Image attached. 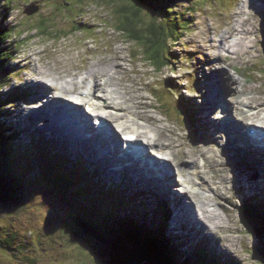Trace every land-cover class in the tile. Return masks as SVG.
<instances>
[{"label":"rangeland","instance_id":"374dc122","mask_svg":"<svg viewBox=\"0 0 264 264\" xmlns=\"http://www.w3.org/2000/svg\"><path fill=\"white\" fill-rule=\"evenodd\" d=\"M5 1L6 0L1 2L0 20L5 25L13 26L14 32L10 36H8L6 39V42H4L8 44L7 50H4V52L11 50L14 53L11 54L12 57L9 60L13 69L8 73L9 75L7 76V80L5 82L7 84L3 92L9 93L13 90L16 91L18 89H15V88L20 87L19 90L23 92L24 98L22 101H19L15 104H11V106L7 102H5V100H2V102H0V109L4 111L3 113L4 115H2L1 117L5 118L4 116L6 115L10 122H12L14 125H19V127L21 128V136H16V137L13 136L14 138H11V142H9V140H6L5 141L6 144L4 143L5 144L4 146L5 148L9 150L10 149L12 150V148H14L15 146L22 147L23 149L27 151V154L28 153L29 154L27 155L25 152L24 154L27 155L26 159L24 160L20 158L21 163L17 162V165L19 167L15 166L16 168L12 169V171L15 169L17 170V168L19 169L15 171L20 173L18 177V182H20V184L23 185L26 189V193H27L26 201L23 204L19 205V207L21 208V211H19L16 207H12V206L4 207V210L8 213L7 215H5V220L7 221V223L1 231L2 232L1 236L6 235L7 238L9 237L12 238L14 242H16L18 239L25 241L24 246H17L15 249H13L12 246L8 244V247H10V251H8L6 248H3L2 250H0V258L2 259V262L0 260V264H9L8 258H13L12 259V261H14L13 264H36L33 262H36L38 258L37 254L39 251L36 250L35 248L33 249V246H32L33 242H36L37 244H39L40 250H44V253L40 255L41 262L43 264L45 263L51 264V262L56 263L54 261H51V259H62L63 261H65L68 256L70 257L69 260L71 263L97 264L95 261H93V259L90 260L88 258L85 250L79 247L73 248V246H71L70 244V241L68 242L67 239H64L63 237H61L62 235L56 231L57 228L56 230L53 229L54 221H57V220L59 221L61 217L63 218V220H66V221H63V220L60 221L59 224H55V227L59 225V227L65 230L66 233H68V230H69V233H72L74 228H77V225L74 224L72 221H70V217L72 216V214H74V212L75 213L77 212V209H76L77 204L73 201L71 203H67V202L60 203L58 200L50 198L48 195H46L44 201L41 202L40 198H38V193L41 194L40 193L41 191L43 194V191L40 189V187L38 188L37 186H42V185L45 186L46 184L48 188H52V185L47 184L45 182H38L40 179H35V181H32L29 178L30 176H33L36 173H34L33 170L27 165L28 162L30 164L35 165L37 168L44 167L46 162L42 159L40 154H36V152L41 153V155H43V152H48L51 148V145L48 140L53 138L51 134L52 129L51 127H49V125L44 124L45 126L44 128L40 127L36 125L37 122L35 121V119L37 118V116H33L32 114L26 115L20 112V109H23V108L34 109L36 107V106L34 107V105H36L35 101H37L38 99L33 98V93L36 90V86L32 84L30 80H26V78H35L34 65L36 66L41 65V67L43 68L50 69L51 72L57 71L58 63L56 60L61 61L63 64L67 66L69 65V63H71V65L75 67L82 65L81 66L82 68L81 67L72 68L73 72L80 70L79 72L81 73V76H82V75H85L86 67L89 61L85 59L87 55V51L89 49H92L93 51V53H90V54H92V58L95 62L99 60L100 58L105 57L106 55H109V50L112 48H115L117 50L124 49L123 50L124 52L122 53L124 60H122V63L125 69L127 70H132L134 68L137 69V72L132 73V74L134 76H137L139 83H141L142 87L146 89L147 95L152 97L151 94L153 92V95H154L153 97H155L157 101H153V100L151 101H153L155 104L159 103V106L157 107V109H159L158 110V113L160 115L159 117L163 119L164 123L171 124L176 129L177 134L179 135V138H176L178 141L177 145L187 143L185 145H189V146L194 142L190 139L188 129H186L185 127L186 122L182 121V116L177 115L176 110H173V102H177L178 105H181L180 101L178 100L176 96L173 95L171 97L170 95H168V90L169 89L177 90L181 86V89L187 98H193V99L195 98L192 101L193 104L196 105L197 103H199L197 105L199 106L198 115L202 117L200 119V122H198L196 118L190 115H189V119L188 118L187 119L194 126L196 133L198 135H201L199 131L203 129L205 125L211 128V124L206 123V121L203 119V117H210L207 114L209 107L208 105H206V101L208 102L209 100H211L209 97V94L207 93V90H205L204 92V87H205V84L207 83L209 87L211 88L210 82L214 81V78L212 76H216V75L221 76V72H222L221 68L215 66L212 69L210 65H212L215 62V60L209 59V65H208L207 60H206L207 54L200 53V52L199 53L197 52V54L193 56L191 60L190 68L188 70H186L184 65L180 67L179 64L174 65L173 62L171 64L170 60H172V58L170 56L167 57L169 60V62L167 61L168 65L161 69L162 71L161 73L159 71H154L153 67L147 61L144 62L142 60V56L140 55V50L143 44L141 40H145L144 38L145 33L143 31V27L145 26L146 23H149L151 21L150 17H148L150 16L151 13H156L157 10L160 11V13H162L159 7H164L165 5L167 6V4H164L163 2L164 0H150L151 9L149 10V13H148L147 8L144 9L143 12L141 13V15H143L144 13L145 14L148 13L149 15L148 16L145 15L144 17H142L140 20H137V21L134 19L129 24L125 22V24H127L126 25L127 29L125 30V32H122L118 26L119 17H114L115 15L114 11L112 12L111 10L114 6L120 7L123 4H126L125 0H115L113 4H112L113 2L112 0H83V1L82 0H66L67 2H65V5L62 4V0H31V1L14 0V2H10L9 4H6ZM243 2L244 0H171V4L169 5H171L172 7V11H173L172 13L177 15V18L175 21L178 22L182 26V23H181L182 17H188L190 21L192 22L190 25L191 31L187 34L184 33L183 34L184 36L182 39L179 37V33L176 32L175 34L176 37L179 38L180 40V42L176 44L178 51L182 52L183 54L186 53L184 43H187L188 45H190V47L197 49V50H199L200 44L209 45L210 43L206 42V39L208 41L210 40V38L213 39V37H216V34H222V31L226 29L225 25L228 19H230V23L233 24L235 17L243 16L242 15ZM29 3L37 4L39 6V10H38L39 14L36 13L34 15L29 16V15H26L25 12H23V10H26L25 6L30 5ZM245 7L249 9L246 12L247 14H245L243 17H250L249 21L252 23L253 26L259 29L260 16L258 15V13H261V11L264 10V0H246ZM188 9L190 13L187 12ZM37 14L39 15V17H36L38 16ZM162 15H163L162 21L169 20L170 17H165L164 14ZM5 17L7 19L6 23H5V20H6ZM201 21L202 22L204 21L203 25L201 24ZM209 25H212L214 27L212 32L207 30ZM79 27L81 29H78ZM167 28L170 31H173L175 29V26L171 25V26H167ZM44 29H50V30L42 32V30ZM213 32L216 34L212 36ZM132 36H139L140 40H133ZM258 38L261 39L260 36H258ZM193 40H196V41L194 42ZM214 44L216 45V43ZM129 49L133 50L132 55L130 54L131 50ZM39 51H43L44 53L45 52L47 53V56H45L43 59L44 63L38 61V54L36 53ZM180 52L179 54L181 55ZM209 52L212 54H215L218 51L217 49L210 48ZM258 52H259V57H258L259 64L258 65H259V68L262 69L264 68V59H263L262 47L260 43H259ZM31 54L33 55L31 56ZM199 54L201 56L199 58H196ZM25 57L27 58L30 65L34 64L33 67H30V68L28 67V65L26 64L27 60L24 59ZM193 60H196V63H194ZM90 63H92L91 60L89 64ZM192 67H194V70H191ZM196 70H198V77L199 78L204 77V78L202 82L200 83L199 90L191 91L189 86L191 85V78H192L193 72ZM240 70L244 72L242 68ZM215 71H218V72L213 73ZM228 71L231 75H233L234 77H239L240 80L244 82V79L238 73L233 71L231 67L228 69ZM209 74H211L212 76ZM187 76L189 77V80H190L189 82H187V79H186ZM222 78L225 79V76H222ZM80 81H81V77L78 78V82ZM78 82L75 85L76 88L81 87ZM171 84H172V87L169 88ZM252 84L256 85L255 83H252ZM10 85H12L11 88L8 87ZM110 85L111 84H107L104 87L108 88ZM259 85H264L263 81H261ZM31 86L33 87V90H31ZM117 88H120L123 92L128 94V91L126 88L124 87L122 88L121 86ZM131 88H133V85ZM250 90L251 91L257 90V94L255 92L253 93L245 92L244 96H246L247 99H245L242 96L245 102L249 101V102H252L253 105H256V102L264 101V88L263 87H259L258 85H256V87L253 86ZM182 91H181V94H182ZM129 93L132 94V92H129ZM167 95L168 97L166 98ZM224 96L227 97L226 94ZM161 102L167 103L168 106L165 105L164 109L160 108ZM44 104L47 105L46 102ZM174 106L175 108H178L176 105ZM42 107L43 106L40 105L39 108H42ZM42 115H44V113ZM24 117H25V120H28L32 124L33 126L32 130L25 129V126L21 125L20 122H23V121H20V120H23ZM0 120L2 119L0 118ZM60 121H63V120L60 119ZM215 124H216L215 125V130H216L218 128V125L216 122ZM60 125H61V130L66 132L67 130L65 129V126L62 124ZM15 132L16 131H13V133ZM77 133L78 132H76L75 136H77ZM196 133L194 135V139H197L198 143L206 142L204 139L199 137ZM216 133L217 135H219L218 131ZM56 136H57L56 140L58 141V144H60L61 146H66L67 150L70 149V151L73 154L76 152L75 150L71 149L68 146L67 142H63L60 138H58V137H63V136H60L58 134H56ZM212 136L215 137L214 135ZM220 136L223 139H226L222 135ZM80 138L82 139L83 135H81ZM235 151H236L235 149L230 148L229 151L224 152L223 154L222 153L220 154V157L218 158L217 166H216V168L219 170V173H214L216 177V181H218V179H221V180L223 179V182H224L225 178L228 177L225 180V183L227 182L226 184L231 190H228L226 192L227 197H225V199H222V197L225 196V193H223L222 191L223 188H221L219 189V193H218V195L221 198L216 197L213 194L211 195L209 194V195H206L207 197L205 196V200L211 199L213 203L219 202L222 205L223 211L226 210V213L227 212L230 213L234 211V215H233L234 219L238 220L237 211L239 212L238 206L240 204V200L237 197H235V191L232 185V179L234 177L232 173H235V168L233 166V163L236 164L237 168H241L242 165L243 166L245 165L244 162H246V159L247 160L249 159L250 153L247 152L248 153V154L246 153L247 155H244L241 153L236 154ZM18 152L19 154H23L22 150H19ZM61 154L62 155H60L58 158H54V157L47 158L46 159L47 164L64 163L65 162L64 159L67 158L68 154L65 152H62ZM250 158L253 159L252 157ZM89 162H92V159H90ZM207 167L208 166H206V168ZM245 169L248 171V173H245L246 180H249L250 178L256 175V173H254L251 170L252 168L248 169L245 167ZM11 174L13 175L14 173H11ZM91 174L93 175V173ZM201 174H202L201 176H204L203 173ZM16 175L18 174L16 173ZM16 175L13 176L15 177V180H16ZM208 176L210 177V174H208ZM120 177L121 176H118L116 179L119 180ZM96 180L97 178L95 177V181ZM8 181L9 180H5L4 184H0V189L5 190L4 193H7V190L10 191V194L8 192L7 196H2V198H4L10 204L11 199L15 196L13 194H18V192H20L21 189H17L18 187H13L12 189H10L9 184L6 183ZM89 181L92 183V186L97 191L98 184L100 183L98 181L93 182V179H90V177H89ZM109 182L113 183V180L106 181L105 184ZM209 183H210V179H209ZM217 183L220 184L221 182L218 181ZM179 185L180 184L178 180L175 183H173V187L175 188L174 192L177 193V195L181 197L182 195H180L179 193H182V191L180 190L181 187ZM210 185L214 186L211 183ZM211 186L210 188L212 189ZM36 187L38 188V192L35 189ZM112 187L118 188L115 185H110V188ZM68 190H69V194L71 192V196H72L73 195L72 189L69 188ZM134 190L135 188H130L128 193L133 192ZM150 194H151L150 191H145L143 202L140 205L132 204L134 206L130 205V207H128V205L131 204V198L128 197V194L126 192H121L119 196L121 198L126 199V201L128 202L127 207L130 209L133 207L132 208L133 211L135 212L138 211L140 213L141 212L148 213V211L152 209L153 205L154 204L156 205L158 203V201L151 202ZM107 195L110 196V199H114L112 197L113 194L111 192L107 193ZM166 196L169 201V197L167 194ZM180 199H182L185 202L186 206H187L186 201H185L186 199H188L189 200L188 203L191 204L190 195H187V197L183 196V198H180ZM33 200H34V204H33L31 215L34 216L32 218H36V220L39 222L40 227L43 229V235H44L43 243L41 241L42 237L38 233L39 225L34 219L30 218L31 209L29 205L32 204ZM135 200H136L135 201L136 203H140L141 201V200H138V198ZM193 200L195 202H198V199L196 197H193ZM180 204H181V201H177L176 203V205L178 206L177 209L183 210L185 212V215H184L185 219L189 223H191L193 226L198 224L191 217L190 212L186 211L185 208L179 207ZM46 206H50L55 211L56 214L52 212L51 210H47ZM81 206L82 207L84 206L83 201L81 202ZM94 206L96 207V211L101 212V215L94 214V216H92L90 214L88 216L89 217L88 221H90L94 229L100 230L102 234H103L105 225L106 226L108 225L109 227H112V228L114 227L119 228L120 227L118 225L119 222L123 223V221L126 219L125 214H121L120 215L121 217L119 216L117 218L113 216L109 217L110 211H118V209L110 207L108 203H105V205L103 206L99 204L98 201H95ZM139 206H140V210H139ZM232 206L233 208H235V210L231 208ZM228 207H230L232 211L228 210L227 209ZM79 210H80L79 213L77 212L76 216L74 217V220L76 221H79L78 218L76 217L84 215L83 208ZM170 210L172 213V217H171L172 220L168 227L169 228L168 233H170V235L173 238H181L180 236L182 232V235L189 236L187 237L188 238L187 240L190 243H192V241L194 240H198L199 238L197 237L194 238L195 235H199L198 231L191 230V233H185L183 231L182 225L177 224V223H174V225L172 224L174 220V214H173L172 208H170ZM205 211H206V215L208 217H211L212 209L209 210L208 208H206ZM1 213L4 214V211H1ZM192 213H194V210ZM57 214H60L61 217ZM222 216L225 217V215L223 214ZM184 217L182 216L183 219ZM141 220H145V219H141ZM175 221H176V216H175ZM187 221L186 223H188ZM0 224H1V221H0ZM192 225L190 226L191 228H192ZM29 229L34 230L35 233L37 234L35 235L33 234L32 237L31 235H27L26 232ZM218 229L219 230L223 229V231L227 233V236L225 232L222 233V231H218L217 234L215 235L218 238L217 243H213V239H210L207 237H206L207 241L204 240V244L206 246H210L214 249L215 260L218 262V264H227V263H222L226 261L225 256L227 254L228 255L226 257H230L234 261H237L235 257V254H237V255H240V259H243L245 264H262L260 261L257 260L258 253L256 251L254 252L251 250L252 248L251 243L255 244V242L252 241V238L256 241L257 239L252 237L251 234L249 236L248 235L249 232H247L246 235H247V238L250 240V242L246 238H243V240L241 239L237 240V238L229 237L231 244H234V247H235V250H232L231 248H229L231 247L229 242L225 241L223 245H220L219 242H221V239L227 240L226 237L231 236L235 230L232 228V226H230V224H225L222 227L219 226ZM58 230L64 234L63 230H61L60 228H58ZM248 230L250 231L249 228ZM208 231H210L209 226H208ZM72 234H73V237L76 236L74 233ZM50 239H51V242H49ZM119 239H121L122 242H125L127 246L130 247V244H128L129 238H126L123 236ZM188 241L182 242V245L184 246L183 248L185 250L187 248ZM260 241L262 240L260 239ZM260 241H257V242L261 243ZM110 242L112 243L113 240H111ZM227 243L229 244V246ZM0 244L3 246H6L7 241L1 237ZM49 244L50 246H48ZM225 244H227L228 248L231 249L232 251H229L224 246ZM214 245L218 247L220 250L218 251V249ZM27 248H28V251H25L27 250ZM89 249L92 250L91 247ZM223 250L226 251V254H224L223 256H219V252L221 253L225 252ZM12 251H14L15 253H11ZM14 258L16 259V261L14 260ZM100 259H103V256ZM218 260L221 262H219ZM228 261L230 260L228 259Z\"/></svg>","mask_w":264,"mask_h":264},{"label":"bare ground","instance_id":"6f19581e","mask_svg":"<svg viewBox=\"0 0 264 264\" xmlns=\"http://www.w3.org/2000/svg\"><path fill=\"white\" fill-rule=\"evenodd\" d=\"M245 5L246 0L243 2V16L247 14L246 12L249 9L245 7ZM23 12H25L26 15H29L26 10H23ZM243 16L235 17L233 24L230 23V19H228L225 25L226 29L222 31V34H216V37H213V39L208 41L206 39V42H209L210 44H200L199 50L184 43L186 53L183 54L178 51L176 44L173 46L172 40L169 43V55L172 58L174 65L179 64L180 67L184 65L186 70L190 68L191 60L197 52L207 54V56L204 55L206 56L208 65L209 59L215 60L210 67L212 69L215 66L221 68V75L225 76V79L216 75L213 77L214 81L210 82L211 88L207 83L205 84L204 88L210 91L212 95V97H210L211 100L208 102L206 101V105L213 108L218 103H222L221 105L224 107L225 115L222 124L219 123V127L222 126V131L229 132L234 138V148L238 153L246 154L248 151L244 150L243 145L239 143V136L247 137L248 133L241 131V124L244 123V125L248 126L255 132H264V101L256 102V105H253L252 102H245L242 98L243 96L247 99V97L244 96L245 92H255L257 94V90H250L253 86L256 87V85L251 83L253 78L247 74V71L250 68L257 67L258 50L256 46L257 42L261 41L258 36L264 38V30L262 29L261 21L260 27L257 29L249 21V17ZM184 18L185 17H182V21ZM201 24L203 25L204 21H201ZM170 25L178 26L176 32L179 33V37L182 39L184 36L183 24L181 26L178 22L171 21ZM213 28L212 25H209L207 30L212 32ZM78 29L81 28L79 27ZM174 38L179 39L176 35ZM193 41L195 42L196 40ZM214 43H216L217 46ZM209 47L211 49H217L218 52L215 54L210 53ZM5 49L7 50V47ZM123 50L124 49L117 50L112 48L109 50V55H106L95 62L92 58V54H90L93 53V51L92 49H89L85 57V59L89 61L85 75L82 76L79 72L80 70L73 72L72 69L79 68L82 65L75 67L69 63L67 66L61 61L56 60L58 63L57 71L51 72L50 69L43 68L41 65H30L26 58L28 56H26L24 59L27 60L26 64L28 67H33V65L35 67V78H26V80H30V82L36 86L33 98L38 100L35 101L36 105H34V107H36L34 109L23 108L20 109V112L26 115L32 114L33 116H37L35 119L37 122L36 125L40 127L44 128V124L49 125L52 129L51 134L53 136V138L50 139L51 142L56 141V134L63 136L58 138L63 142H67L68 146L76 151L74 153L76 155L75 159L78 163H81L80 168L82 172L86 174L93 173L97 178V181L100 183V186L104 187L106 181L113 180V183L109 182V184H116L115 186L118 188L112 187L109 191L113 194L112 197L115 200L109 199L105 202L108 203L110 207L118 209V211L109 212L111 217H119L121 214H124L125 209L128 208L124 207L128 205V202L119 196L121 192H125L126 189L129 188H135L132 192L133 196L134 198H139L141 201L137 204L136 202L132 203L131 200V204L140 205L143 202L145 191H150L151 202H161L162 199L163 205L166 207L167 216L164 223L166 222L165 228L167 231L169 230L168 227L172 220V213L170 210V208H172L174 214L173 225L174 223L182 225L185 233H191V230L198 232L202 231L204 233L208 230L209 226L210 231L208 235H210V237L208 235L206 236L207 238L212 239L213 235H216L218 231H222V233L225 232L223 229L219 230L218 227L229 224L230 220L228 217L232 215V212H227L228 217H223L217 210V206L222 207L219 202L213 203L211 199L205 200V196L209 194L220 197L218 193L221 188H223L222 191L225 193V196L222 197V199L227 197L226 192L228 187L224 184L225 182L223 183V179H218V181L221 182L218 184L214 174L219 173V170L216 168L217 152H224L223 150H227V144L219 142L220 140L216 137L219 135L213 130L215 127L210 129L205 126L199 131L201 135L196 134L206 142L198 143L197 139H194L189 135L194 143L190 146L185 145L187 143L177 145L178 141L176 138H179V135L171 124L164 123L163 119L159 117V109H157L159 103L155 104L153 102L157 101V99L153 97V92L151 94L152 97L147 95L146 89L142 87L141 83H139L137 76L132 74L137 72L136 68L132 70L125 69L122 63V60H124L122 55L124 52ZM13 53L14 52H10V54ZM36 54H38V61L40 62H43L44 57L47 56V53H44L43 51H39ZM32 55L33 54H31V56ZM149 55L151 54H146L145 59L153 67L154 71H159L161 73V69L164 68V65L155 61V58H150ZM200 56L201 55L199 54L196 58H199ZM11 57L12 55L10 57L8 55H3L2 60L10 59ZM90 60L92 63L89 64ZM230 67L244 78V82H242L239 77H234L229 73L228 69ZM241 68L244 72L240 70ZM191 70H194V67H192ZM216 72L218 71L213 73ZM188 76L186 77L187 82L190 81ZM80 77L81 81L78 82V78ZM196 78L199 79V82L202 79L198 76ZM77 82L81 86L80 88L75 87ZM191 82L194 83L195 80L192 79ZM107 84L111 85L108 88H105L104 86ZM132 85L133 88H131ZM119 86L126 88L128 94L123 92L120 88H117ZM8 87L11 88L12 85ZM171 87L172 84L169 88ZM19 88L20 87H16L15 89ZM31 90H33L32 86ZM78 90H81L83 93L82 97L84 100L75 105L73 97H75V94H77L76 91ZM171 90L175 93L173 95L177 96L180 102L182 99L186 98L181 94L179 88L177 90ZM129 92H132V94ZM224 93H226L230 102L222 96ZM189 99L194 100L193 98ZM45 102L47 105L44 104ZM40 105L43 107L39 108ZM160 108L164 109L165 105L162 104ZM43 113L44 115H42ZM188 113H192V111L189 110ZM232 114H236L235 117L237 119H234ZM60 119L63 121H60ZM20 121H23L20 122L21 125H26L25 129H33L32 124L28 120H25V117ZM60 124L65 126V129L67 130L66 132L61 130ZM76 132H78L77 136H75ZM81 135H83L82 139L80 138ZM127 135H134L136 140L132 145L133 147H137L138 150L134 149L133 153L126 149L129 147L131 148L132 146L128 143L129 138ZM249 136H252V134ZM125 137L128 144H124V147L121 150V145L123 144ZM227 142L230 143L229 140H227ZM252 143L256 144L255 137L253 138ZM215 144H218L217 148H214ZM257 146L260 147V149L256 151L257 155L255 153L254 156H257L256 160H258L260 166L264 168V150H262L264 148V142L261 141V144ZM5 151L7 153L8 150H4V153L2 154H5ZM68 151H70V149ZM124 152L132 155V162H130L129 158H125ZM55 153H57V151H55ZM61 153L62 151L58 150V157L62 155ZM90 159H92V162H89ZM201 159L202 162L199 163L198 160ZM206 166L212 168L209 170H202V167ZM15 170H13L14 175H16V171L19 169L17 168V170ZM177 172L181 174L179 176V179L182 178L180 190L185 194L184 197H187V195L191 196V204L188 203V199L185 200L187 206L185 205V202L180 199L183 197H180L174 192L175 188L173 187V183L176 182ZM201 173H203L204 176H201ZM208 174H210V177ZM118 176H121L119 180L116 179ZM36 179H40V177ZM83 179L85 180V178ZM209 179L210 183L214 186L210 185ZM255 179L257 180V178ZM45 180L44 177L41 178V181ZM15 181V177L12 176V181L6 182L9 184L10 189L15 186ZM10 182H12L13 186L10 185ZM248 186L249 185L245 183L244 189H248ZM37 187L39 188V186ZM37 187L35 189L38 192ZM40 193L42 194L41 191ZM165 193L168 195L169 201ZM179 194L182 195V193ZM262 195L264 198V193ZM193 197H196L198 202H195ZM95 201H98V198H95ZM177 201H181L179 207L185 208L186 211L190 212L191 217L198 224L195 223L196 225L193 226L185 219V212L177 209ZM155 206L156 205L154 204V207ZM206 208L209 210L212 209L211 217L206 215ZM231 208L235 210L233 206ZM231 208L228 207L227 209L232 211ZM193 210L194 213L196 212L194 217L192 213ZM259 214L264 217L263 210H260ZM83 216H78L76 218H78L79 221H83L81 220ZM127 217L128 216L126 215V218ZM186 221L188 223H186ZM191 225L192 228L190 227ZM104 228L109 229V226L105 225ZM232 228L235 230L234 233L231 236L226 237V239L231 246L229 248L235 250L234 244H231L229 237L237 239L241 238L242 240L244 234L246 235V233L250 231L244 226L237 227L234 225ZM112 229H117V231L121 230L120 227H114ZM180 237L182 242H186L188 241L187 237L189 236L182 235L181 232ZM197 238L202 240L203 236L200 234ZM204 240L207 241L206 238H204ZM175 248L179 249L177 247ZM216 248L218 251L220 250L218 247ZM224 254H226V251L222 253L219 252V256H223ZM235 257L236 260H239L237 254H235ZM234 262L237 263V261ZM149 263H151V261H149ZM222 263H227V261Z\"/></svg>","mask_w":264,"mask_h":264},{"label":"clouds","instance_id":"9594fccd","mask_svg":"<svg viewBox=\"0 0 264 264\" xmlns=\"http://www.w3.org/2000/svg\"><path fill=\"white\" fill-rule=\"evenodd\" d=\"M2 1H4V0H2ZM125 1L127 3L128 0H125ZM5 2L7 3L8 0H6ZM9 2H14V0H10ZM0 7H1V3H0ZM27 7L29 8V6H27ZM120 8H121V6L120 7H115L114 14H116L117 16L119 15L117 10L120 9ZM144 9H146V7ZM148 13H149V10H148ZM0 14H1V9H0ZM175 18L176 17H170L168 21H165V20L162 21V17H158V20L155 22V25L158 26L159 24H162V26L165 27L169 22L175 21L176 20ZM5 19H6V17H5ZM150 19H151V17H150ZM124 20H125V17H119L118 18V26H119V28L121 29L122 32H125V30H126V29L123 28V21ZM189 21H190V19L188 17H185L183 19V21H181V23L183 24V31H184L185 34H187V33H189L191 31L190 30V25H191L192 22L191 21L189 22ZM260 21L262 23V29L264 30V17L263 18L260 17ZM6 22H7V19L5 20V23ZM188 22L190 23L189 25H188ZM0 24H2L3 26L9 27V28L11 27V26H8V25H5L4 23H2L1 20H0ZM221 26H223V25H221ZM47 30H50V29H44V30H42V32L43 31H47ZM75 30H77V29H75ZM13 32H14V28L12 30V33ZM214 34H216V33L213 32L212 36ZM10 35L11 34H8L6 37H3L0 34V60L3 58V55H8L10 52H12L11 50L4 52V50H6L5 48L8 45L7 43H4V42H6L7 37L10 36ZM132 39L136 40L135 36H132ZM210 40H211V38H210ZM179 42H180L179 39L174 38L173 46H174V44H177ZM259 43H260V45L262 47V53H263V59H264V38H261V41L257 42L256 48H257L258 51H259ZM143 52H144V48L142 46V48L140 50V55L142 56V60L144 62H146L147 61L145 59L146 54L143 53ZM132 54H133V50L131 49V55ZM163 54L165 56V59H162V61H163L164 67H166L168 65L167 61L169 62L167 57H169L170 55L167 54V53H164V52H163ZM258 57H259V52H258ZM258 57H257V63H256L257 67L248 69L247 74L253 78L251 80V83H255L259 87H263L264 88V85H259V83L261 81H263V83H264V68H262V69L259 68V65H258L259 64V59H258ZM9 60L8 61L7 60H1L2 62L6 63V65L9 68L7 73H9L13 69V67L10 64ZM170 61H171V64H172L173 61L172 60H170ZM193 61H194V63H196V60H193ZM233 71H235V70H233ZM258 74H259V76H258ZM209 75H211V74H209ZM197 76H198V70L194 71V73L192 75L191 80L195 79V82L194 83L191 82V85L189 86L191 91H198L200 83L202 82V80L204 78L203 77L201 79V81L199 82V79L196 78ZM212 77H215V76H212ZM219 77H222V75L219 76ZM5 87H6V85L4 86V88ZM3 90L4 89H0V102H2V100H5V102H7L10 106H11V104H15V103H17L19 101H22L23 98H24V94H21L22 91H20L19 89L16 90V91L13 90V91H11L9 93H5V92H3ZM179 90H180V92L182 91L181 90V86L179 87ZM205 90L206 89L204 88V92H205ZM76 92H77V94H75V97H73V99H74L73 102L75 103V105H77L79 102L84 100V98L82 97L83 93L81 92V90H78ZM207 93L209 94V97H212L210 91L207 90ZM173 94H175V93L171 89H169L168 90V95H170L172 97ZM225 94L226 93H224L222 96H224ZM168 95L166 96V98L168 97ZM182 95L184 97H186L185 94L183 93V91H182ZM224 98H226V100L228 102H230V100H228V96L227 97L224 96ZM182 100H183V103H182ZM182 100H181L180 104L181 105L184 104V106L187 108L186 112L189 111V110L192 111V113H187L186 116L188 118H189V115L193 116L194 118L197 119L198 122H200V119L202 117L197 116L198 112H199V106H197V105L199 103H197L195 105L192 102L193 100H190L187 97L185 99H182ZM162 104L168 106L167 103H163V102L160 103V106ZM221 104L222 103L220 102L215 107L210 108L209 111L213 110L214 114H216V115H214V114L213 115L216 116V118L212 117L210 119L211 122L206 120V123H210V124L212 123L210 129L215 127V125H216L215 122L217 123L218 128L216 130H215V128H213V130H215V132H217V131L219 132V136H216L218 138V140H220L219 142L227 144V150H223L224 152H227V151H229L230 148L231 149H235L234 148V138L231 136V134L229 132H223L222 128H221L222 126L219 127V123L222 124V121H223V118H224V115H225L224 107ZM174 105H176L177 107L179 105L177 104V102H173V110H176L177 115H179L178 111H177V109L175 108ZM194 107H195V109L193 111ZM3 113H4V111L2 109H0V118L2 120H5V126L9 127L8 129H9L10 133H13V131H16L14 133L15 137L16 136H21V128L19 127V125H14L12 122H10L6 115L4 116L5 118H2L1 116L4 115ZM233 118L237 119L235 117V115H233ZM213 121H214V123H213ZM0 122H1V120H0ZM185 127H186V129H188L189 135L194 138V135L196 133L195 128L191 127L187 122L185 124ZM240 129L243 132H247L248 136L247 137L246 136H244V137H240L239 136V143H241L243 145V149L247 150L248 153H250L249 156L252 157L254 160L249 157V159L248 160L246 159V162H244L245 165L244 166L242 165L241 168H237L236 164L233 163V166L235 168V173H232L234 175V177L232 179V185H233V189H234L236 195L238 196L237 198L240 200V204L238 206L240 212L237 211L238 220H235L234 216H232L234 214V211H232V215L230 217H228L229 220H230L229 224H230V226H234V225L237 226V227L244 226L245 228H247L246 225L243 222V221H247L248 225L251 226L254 230H256V231L258 229L264 230V217H262L259 214L260 210L264 211V198H263V195H262L264 193V168H262L260 166V164H259V161L256 160L257 156H254L256 151H258L260 149V147H258L257 145H260L261 141L264 142V132H262V133L255 132L254 130L250 129L248 126L244 125V123L241 124ZM251 134H252V136H249ZM220 135H222L226 139H223ZM130 136L134 137V135H130ZM254 137L256 138V144L252 143ZM227 140H229L230 143H228ZM48 141H49V143H51V148H50V150L48 152H43V155H41V153L36 152V154H40L42 159L46 162L45 166L37 168L35 165L29 164V162L27 164L33 170V172L36 173L33 176L29 177L32 181H35L36 178L40 177V180L38 182H45L47 184L52 185V188H48L46 186V184H45V186H43V185L39 186L40 189L43 191V194H39L38 193V198H40L41 202H43L45 197H46V195H48L50 198L56 199L60 203L61 202L71 203L73 201V202H75L77 204L76 209H77L78 213L80 211L79 209L83 208L84 215H88V216L90 214H92L93 216H94V214L101 215V212L100 211H96L95 208H94L95 198H98L99 204L104 206L105 202L107 201L106 197L104 198L105 193L108 192L111 189L110 185H112V184L108 183V184H105L104 187H103V186H100L97 183L98 184V190L96 191L95 188L92 186V183L89 181V177H90V179H93V182H97V180L95 181V177L92 174H86V173L82 172V170L80 168L81 163H78L76 161V159H75L76 155L73 154L72 152L68 151L66 146H61L60 144H58L57 140L55 142H51L50 139H49ZM56 142H57V144H56ZM124 144H128V143L126 141H123V144L121 145V150L124 147ZM217 147H218V144H215L214 148H217ZM126 149H127V151L132 149L131 153L134 152V149L138 150V148L137 147H133V145L131 146V148L129 147V148H126ZM7 150H8L7 153H10V150L9 149H7ZM12 150H14V151L17 150V154L20 156L19 157V163H21L20 162L21 159L25 160L26 156L29 154V153L27 154V151L25 149H23L22 147H18V146H15L14 148H12ZM19 150H22L23 154H19V152H18ZM58 150L67 153L68 154V156H67L68 159L65 158L64 159L65 160L64 163H50V164H47V161H46L47 158H53V157L54 158H58ZM262 150H264V148ZM55 151H57V153H55ZM25 152H26L27 155L24 154ZM224 152H217V157H216L217 161H218V158L220 157V154L221 153L223 154ZM236 152L238 153L237 150H236ZM241 154H243V153H241ZM247 154H244V155H247ZM0 155H2V151L0 152ZM256 155H257V153H256ZM131 156L132 155H130L128 153L127 154L125 153V158H129L130 162H132ZM201 161H202V159L198 160L199 163H201ZM2 164H4V163L1 160L0 161V167L2 166ZM245 167L249 168V169L252 168L251 170L254 173H256L255 178H257V180L254 177L250 178L249 180L245 179L246 178L245 177L246 176L245 173H248V171L245 169ZM211 168L212 167H207V168L206 167H202V170H209ZM52 171H54V172H52ZM9 173H10V170H6L4 172H3L2 169L0 170V184H4L5 180L11 181V178L9 179V177H8ZM17 174H18V176L16 175V180L18 181V177H19L20 173L17 172ZM35 175H37V176H35ZM12 176H14V174ZM178 176H177V178H178V182H179V177ZM43 177L46 179L45 181H41V178H43ZM83 178H85V180H83ZM177 178H176V181H177ZM227 178L228 177H226L225 180ZM225 180H224V182H225ZM226 183H224V184L227 186ZM245 183L247 185H249L248 189H244V184ZM19 184H20V182H15V184H14L15 186H13V184H12V186L13 187H18L17 189H20ZM113 185H115V184H113ZM249 187H250V189H249ZM69 188L72 189V192H73L72 196H71V192L69 194V190H68ZM91 190H93V191H91ZM228 190H231V189L228 187L227 191ZM4 191L5 190H1L0 189V194H1V196H0V219H1L0 220L1 221V224H0V238L1 237L4 238L7 241V244H6V246H3V245L0 244V250H2L3 248H6L8 251H10V247H8V244H10V246H12L13 249H15L17 246H24V242L25 241H22V240L18 239L16 242H14L12 238H10V237L7 238L6 235L1 236V233H2L1 231H2L3 227L7 223V221L5 220V215L8 214L4 210V207L5 206H12V207H16L17 209H20L19 205L23 204L26 201V194H24L25 200H24L23 203H19V201L21 199L17 198L18 194L21 191L18 192V194H13L15 196L11 199V202L9 204V202H7L4 198H2V196H7V193H4ZM134 199H137V198H134ZM138 200H140V199L138 198ZM82 201L84 203L83 207L81 206V202ZM33 204H34V200H33L32 204L29 205L30 209H31L30 218L34 217L33 215H31L32 214ZM46 209L47 210H51L52 212L55 213V211L50 206H46ZM1 211H4V214H2ZM19 211H21V210H19ZM77 212L76 213L74 212V214H72V216L70 217V221H72L74 224L77 225V228H74V230L81 231L83 234H86L87 231H84V230L86 228L90 229L91 223H90V221H89V223H87L85 221H80L79 222V221L74 220V217L76 216ZM57 215H59L61 217L60 214H57ZM32 219H34L37 222V224L39 225V222L36 220V218H32ZM144 219L146 221V218H144ZM62 220H63V218L61 217V219H59V221L58 220L54 221V228H53L54 230H56V228H57L56 231L59 232L62 235L61 237H63L64 234L62 232H60L58 230V228H60L61 230H63V229L61 227H59V225H57L55 227V224H59V222L62 221ZM63 221H66V220H63ZM94 231H95V235L89 236V235L86 234L89 237H87L85 235L84 236L83 235L80 236V234L79 235L75 234L76 236L73 237V234L68 232L69 235H70V241L72 242V243H70L71 246H73V248L74 247H79V248H82L83 250H85L92 242V243H99L101 246L104 247L105 241L109 240V239L105 235H102V234L98 233L95 229H94ZM63 232L66 233L65 230H63ZM38 233L41 235V237H42L41 241L43 243L44 242V240H43V236L44 235H43V229L40 227V225H39ZM26 234L27 235H31V237H32L33 234L35 235L37 233H35L34 230H30L29 229L26 232ZM250 234L253 237L251 232H249L248 235L250 236ZM123 235H125V233H123ZM52 237H53V235H52ZM52 237H51V239H52ZM63 238L66 239L65 237H63ZM119 238H120V236H119ZM244 238H246L250 242V240L247 238V235L244 234ZM259 238L262 240L261 241V245L252 244L251 243V247H252L251 250L254 251V252L256 251L258 253L257 260H260V261L264 262V234H259ZM51 239H50L49 242H51ZM239 239H241V238H238L237 240H239ZM225 241H227V240H223V242H225ZM252 241H254L253 238H252ZM32 246H33V249L35 248L36 250L39 251L38 254H37L38 258H37L36 262H33V263L43 264L41 262V256L40 255L42 253H44V250H40V246L36 242H33ZM48 246H50V244ZM224 246L226 248H228L227 244H225ZM229 250L232 251L231 249H229ZM25 251H28V248ZM11 253H15V252L12 251ZM226 256H225V259L227 261V264H245L243 259H240V255H238L239 260H237V263L234 262V260L232 258L226 257ZM8 259H9V264H13V262H14V261H12L13 258H8ZM69 259H70L69 256H68V260L66 258L65 261H63L62 259H51V261L56 262V263L51 262V264H78V263H71ZM228 259L230 260L229 263H228ZM0 260L2 262L1 258H0ZM14 260L16 261L15 258H14ZM144 262H149V261H143L142 263H144ZM151 264H154V263H151ZM215 264H218V263H215Z\"/></svg>","mask_w":264,"mask_h":264},{"label":"trees","instance_id":"16d2710c","mask_svg":"<svg viewBox=\"0 0 264 264\" xmlns=\"http://www.w3.org/2000/svg\"><path fill=\"white\" fill-rule=\"evenodd\" d=\"M9 1L10 0H8L6 4H9L10 3ZM149 1L150 0H128L126 4H123L121 8L117 10L120 17H125V20L123 21L124 29H127L126 28L127 24H125V22L129 24L134 19L137 21L140 20L145 15L146 16L149 15L148 13L147 14L144 13L143 15H141L145 7L148 10L151 9ZM163 2L164 4H167L168 7L165 5L161 9V12L164 13V15H167L168 17H177L176 14L172 13L173 11L170 9L171 7H169L171 6L169 5L171 4V0H164ZM162 16L163 15H161L159 11L158 13H151L150 16H148L151 17V21L149 23H146L145 26L143 27V31L145 33L144 34L145 40H141V41L144 48L143 53L151 54L149 55L150 58H155V61L160 62L163 65L162 59H165L163 52L169 54V50H170L169 43L175 37L178 26L173 25L175 26V29L173 31H170L167 28V26H171L170 25L171 22H169L166 25V27H163L162 24L156 26L155 25L156 20H158V17H162ZM189 22L188 25L190 24ZM13 28H14L13 26L9 28L0 24V34L3 37H6L8 34H12ZM139 36H135V39L140 40ZM8 56L10 57L11 54L9 53ZM4 60L8 61L9 59H4ZM3 63L2 61H0V89H4V86L6 85L5 82L8 76L7 71L9 69L6 63L4 64ZM21 94L23 93L21 92ZM8 128L9 127L5 126V120H1L0 150L2 151V153H4L3 151L5 150V146H4L6 144L5 141L9 140V142H11V138L15 137V134L10 133ZM16 152L17 150L14 151L10 149V153H5L0 155V161L2 160V162L4 163L0 167V170L2 169L3 172L6 170H10V172L13 173L12 169L15 168L17 162L19 163V157H20ZM8 177L9 179L11 178L12 181L11 173ZM15 182L18 181L16 180ZM11 183L12 182H10V185H12ZM19 186L21 192L18 194L17 198L21 199L19 203H23L25 200L24 193L25 194L27 193L23 185L19 184ZM8 192L9 191L7 190V193ZM18 210H21V208ZM159 215H160L159 218L155 217L157 220V225L159 227L153 225L150 226V223L142 221L140 216H136V214L135 215L129 214V216L123 221V223L119 222L118 225L120 226L121 231H124L125 233V235L123 236L129 238L128 244H130V247L127 246L125 242H122L121 239H119L120 234L117 231V229H112V227H109V229L104 228L103 234L101 233L100 230L95 229L98 233L105 235L109 240L105 241L104 247L101 246L99 243L91 242V244L85 249L88 258L90 260L93 259V261H95L97 264H141L143 261H148V260L154 264H173V261L169 257V254L172 255L174 253V255H176V257L179 260L180 259L179 249L175 248V251L173 252L171 250V247H169L170 245L169 239L166 238L165 236L166 234L163 233V228L165 227V225L163 224H165L164 223L165 219H163L162 213H160ZM81 220L89 223L88 215L83 216ZM91 227L92 225H90V229L86 228L84 230L87 231L86 234L89 236L95 235L94 228ZM154 228H157L159 232H156ZM257 232L259 234H264V230L261 229H258ZM72 233L77 235L80 234V236L81 235L87 236L86 234H83L81 231H77V230H73ZM63 237H65L68 242L70 241L69 233H64ZM111 240H113L112 243L110 242ZM70 243L72 242L70 241ZM90 247L92 248V250L89 249ZM102 256L103 259H100Z\"/></svg>","mask_w":264,"mask_h":264},{"label":"water","instance_id":"95a60500","mask_svg":"<svg viewBox=\"0 0 264 264\" xmlns=\"http://www.w3.org/2000/svg\"><path fill=\"white\" fill-rule=\"evenodd\" d=\"M1 1H2V0H0V3H1ZM112 1L115 2V0H112ZM36 10H37L36 7H31V8H28L26 11H27L29 14H31V13L35 12ZM243 222H244V224L246 225V227L250 229V232L252 233L253 237H254L255 239H257V241H260L259 233H258L256 230H254L251 226H249L248 223H247V221H243ZM257 241L254 240L255 244H259V245H261V243H259V242H257ZM260 242H261V241H260ZM142 264H151V263H149V262H144V263H142Z\"/></svg>","mask_w":264,"mask_h":264}]
</instances>
